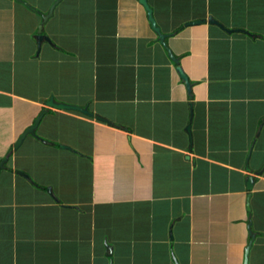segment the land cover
<instances>
[{"label": "crops", "instance_id": "0c3cea01", "mask_svg": "<svg viewBox=\"0 0 264 264\" xmlns=\"http://www.w3.org/2000/svg\"><path fill=\"white\" fill-rule=\"evenodd\" d=\"M56 1L0 0V264H264V0Z\"/></svg>", "mask_w": 264, "mask_h": 264}, {"label": "water", "instance_id": "95a60500", "mask_svg": "<svg viewBox=\"0 0 264 264\" xmlns=\"http://www.w3.org/2000/svg\"><path fill=\"white\" fill-rule=\"evenodd\" d=\"M145 8L146 10L148 11L149 13V17H150V22L154 28V30L158 33V35L160 36L161 40L163 41V43H165V40L166 38L168 37L167 35L163 34L161 29L159 28V26L157 25L156 23V20L153 16V10L152 8L150 7L149 3H148V0H138ZM61 2H63V0H57L54 5L52 6V8L50 9V11L48 12V14H42V17H43V24L42 26L40 27V30H39V38H38V42H39V46L41 47L42 46V43L45 39L48 40V38H46L44 35H43V28L44 26L47 24V22L53 17L54 15V12L57 8V6H59L61 4ZM25 5L30 9L32 10L33 12H37V8L33 7L31 4L29 3H26L25 2ZM206 23L205 20H200V21H195V22H190L188 23L186 26L190 27V26H197V25H201V24H204ZM210 24H214V25H219L221 26L222 28H225L224 25H222L220 22H218L217 20H214V19H211L209 21ZM228 32L232 33L231 30H228ZM168 48V47H167ZM169 49V48H168ZM169 52L171 54V56L173 57V60L176 62V64H180L179 60L174 56V54L170 51L169 49ZM178 72L180 74V77L182 78V80L185 82L186 86H187V89L189 90V92L191 93L192 92V83L190 81V78L187 76V74L185 73V71L183 70V68L181 66H178ZM192 96V95H191ZM47 105L49 107H52V108H57V109H60V110H69V111H78V112H83L87 115H92L90 113V111L86 108H82L80 106H76V105H71V104H66V103H61V102H58L55 98H52L50 101H48ZM47 110H45L44 112H42V114L38 117V119L36 120L35 124L31 127H29L23 134L22 136L20 137L19 141L17 142L16 144V150H18L22 144L24 143V141L29 137V136H37V130H38V127L40 126L41 122H42V119L44 117V115L46 114ZM100 120L102 121H105L107 122L108 120L104 119V118H100ZM109 122V121H108ZM264 172V170H263ZM22 175H25L26 177L29 178V176H27L26 174L24 173H20ZM248 188L251 190L252 187H253V184L255 183V178L254 177H248ZM256 240V234L252 232V242L250 244V246L248 247L247 249V254H246V262L245 264H250V252H251V249L253 247V243L254 241ZM112 248L110 247L109 248V255L111 256L112 255ZM178 264V263H177Z\"/></svg>", "mask_w": 264, "mask_h": 264}]
</instances>
